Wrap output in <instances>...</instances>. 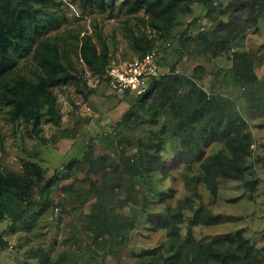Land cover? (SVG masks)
<instances>
[{
	"label": "trees",
	"instance_id": "trees-1",
	"mask_svg": "<svg viewBox=\"0 0 264 264\" xmlns=\"http://www.w3.org/2000/svg\"><path fill=\"white\" fill-rule=\"evenodd\" d=\"M80 1L84 8L112 13L116 0ZM220 1L123 0L119 8L126 15L142 13L136 19L144 31L140 29L136 34L125 26L136 58L155 51L156 41L171 35L180 17L191 15L193 7L201 5L206 8L205 16L220 10L218 13L226 16L227 21L217 23L212 30L197 33L192 40L182 32L179 49L189 52L188 45L192 41L193 45H202L204 53L209 52L212 56L226 54L231 61L228 69L231 83L240 87L248 85L242 77L255 70L257 59L249 52L233 50L231 43L239 44L243 33L260 26L264 18V0H230L226 7L218 8L219 5L215 4ZM50 2L0 0V88L10 107L12 119H21L34 127L42 118L46 123L60 125L52 89L83 84L71 52L83 63V69L93 75L103 76L111 67L109 46L97 24L92 25L93 32L90 34H76L74 47L66 48L64 41L62 44L56 38L46 36L49 30L60 26L58 17L46 8ZM145 30L153 36L147 35ZM28 53H31L32 62L39 71L35 69L37 81L10 76L16 65L15 58ZM175 70L173 65L168 72L152 79L145 91H125L121 94H134L135 100L129 104L118 126L137 128L142 116L147 123H151L153 130L148 128L146 145L139 150L138 158L129 157L122 161L126 175L123 182L131 201H116L113 186L109 188L91 182L83 202L90 199H95V202L83 227L91 233L94 248L104 250L108 245L107 252L112 253V245L117 240H129L135 222V214L124 218L114 209L133 202L143 208L141 212L145 214L149 229L164 231L166 236L159 245L136 255L134 264H264L263 249L250 245L240 231L208 243H200L192 235V227L209 226L218 220V216L213 215L203 203L195 206L194 198L200 199L199 184H203L213 195L220 180L239 181L243 186L255 189L257 179H247L254 143L240 111L244 94L237 97L236 104L213 89L207 93L195 82L202 77L201 67L194 70L193 78H185ZM93 93V89L87 92ZM263 110L259 109L260 112ZM214 144L221 145L220 149L206 155L204 150ZM89 158L86 157V160L89 161ZM166 158L170 161H165ZM73 163L78 164V161ZM181 165L198 168V173L185 178V185L189 186L192 196L178 200L174 206L167 204L162 212H147V198L131 191L133 183L138 179L145 181L146 177L154 178L157 172L168 175ZM74 168L68 176L80 170L77 165ZM22 170L21 174L0 171V220L8 217L13 225L22 221L39 202H45L52 187L58 183L56 175L46 179L43 169L35 163L25 162ZM109 173L113 179L118 178V167L114 166L106 175ZM35 198L39 201L35 202ZM185 223L188 229L183 237L181 229ZM75 256L73 253L72 259ZM68 260L62 254L51 264H65ZM42 264H48L47 259L42 260Z\"/></svg>",
	"mask_w": 264,
	"mask_h": 264
},
{
	"label": "rangeland",
	"instance_id": "rangeland-1",
	"mask_svg": "<svg viewBox=\"0 0 264 264\" xmlns=\"http://www.w3.org/2000/svg\"><path fill=\"white\" fill-rule=\"evenodd\" d=\"M122 1L116 0L114 11L109 13L84 8L80 0H51L46 8L58 17L60 26L49 30L46 36L54 37L62 44L64 41L66 48L74 47L77 41L75 35L90 34L93 32L92 25L97 24L109 46L110 65L122 66L137 57L130 46L125 26L136 34L140 29L144 31L136 19L142 13L126 15L119 8ZM229 1L221 0L215 6L224 8ZM219 11L205 16L206 8L195 5L191 15L180 17L171 35L156 41L154 49L163 73L175 65V73L193 78L194 70L201 67L202 77L195 82L207 93L213 89L236 104L237 97L244 94L240 111L254 143L247 179H257V185L251 190L239 181L220 180L213 195L203 184H199L200 199L194 198L195 206L203 203L213 215L218 216V220L209 226L192 227L191 231L200 243L212 242L240 231L250 245L264 252V18L257 29L251 28L241 35L239 44L231 43L233 50L249 52L257 59L255 70L242 77L248 81L244 87L231 83L228 71L231 61L226 54L212 56L209 52L204 53L203 46L193 45L192 41L188 45L189 52L181 51L178 45L182 32L192 40L197 33L212 30L217 23L226 22L227 17ZM145 31L153 36L149 30ZM70 55L85 86L80 83L52 89L60 118L59 126L46 123L43 118L36 127L21 119L13 120L0 88V171L21 174L23 164L32 162L43 169L46 179L54 175L58 178L47 200L29 210L22 221L13 225L8 217L0 220V264H42V260L46 259L51 264L62 254L69 258L65 264H134L136 255L166 239L164 231L149 229L145 214L141 212L143 208L129 202L114 209L124 218L135 214L129 240H117L112 245V253L107 252L108 245L104 250L93 247L91 233L83 227L95 202V199L83 202L90 183L109 188L113 186L116 201H131L123 182L126 175L122 161L129 157L138 158L139 150L146 145L148 128L153 130V127L142 116L137 128L118 126L129 104L134 102L135 95H117L102 82V78L99 80L98 75L83 69L84 65L76 54L71 52ZM15 59L16 65L10 76L37 81L38 70L32 62L31 53ZM89 89H93L94 93L87 94ZM220 147L214 144L204 153L211 154ZM86 157H90L89 161ZM73 161H78V164ZM76 165L80 170L68 176ZM114 166L118 167V178L113 179L106 172L113 170ZM196 173L197 166L187 168L181 165L168 175L157 172L154 178L146 177V182L138 179L130 189L139 197L144 195L147 198V212H162L167 204L174 206L178 200L192 196L189 186L185 185V178ZM34 200L37 202L39 198ZM185 214L190 215L187 211ZM187 229V223L183 224V237ZM73 253L76 256L72 259Z\"/></svg>",
	"mask_w": 264,
	"mask_h": 264
},
{
	"label": "built area",
	"instance_id": "built-area-1",
	"mask_svg": "<svg viewBox=\"0 0 264 264\" xmlns=\"http://www.w3.org/2000/svg\"><path fill=\"white\" fill-rule=\"evenodd\" d=\"M163 74L155 51L135 58L124 65L111 66L98 79L106 83L116 94L125 91L142 92L148 89L152 79Z\"/></svg>",
	"mask_w": 264,
	"mask_h": 264
}]
</instances>
